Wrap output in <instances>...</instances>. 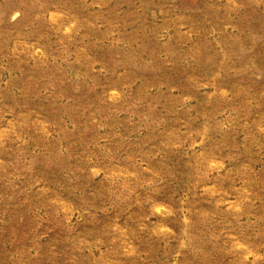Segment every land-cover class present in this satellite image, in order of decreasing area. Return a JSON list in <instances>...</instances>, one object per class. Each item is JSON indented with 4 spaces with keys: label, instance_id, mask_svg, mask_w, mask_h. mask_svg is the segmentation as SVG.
<instances>
[{
    "label": "rangeland",
    "instance_id": "rangeland-1",
    "mask_svg": "<svg viewBox=\"0 0 264 264\" xmlns=\"http://www.w3.org/2000/svg\"><path fill=\"white\" fill-rule=\"evenodd\" d=\"M0 264H264V0H0Z\"/></svg>",
    "mask_w": 264,
    "mask_h": 264
}]
</instances>
